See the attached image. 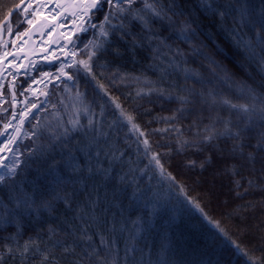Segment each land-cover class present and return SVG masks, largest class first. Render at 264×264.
<instances>
[{
    "label": "trees",
    "instance_id": "1",
    "mask_svg": "<svg viewBox=\"0 0 264 264\" xmlns=\"http://www.w3.org/2000/svg\"><path fill=\"white\" fill-rule=\"evenodd\" d=\"M23 1L0 0V25L28 26ZM147 3L163 18L104 0L70 79L31 98L0 264H264V120L220 103L264 99V0Z\"/></svg>",
    "mask_w": 264,
    "mask_h": 264
},
{
    "label": "rangeland",
    "instance_id": "2",
    "mask_svg": "<svg viewBox=\"0 0 264 264\" xmlns=\"http://www.w3.org/2000/svg\"><path fill=\"white\" fill-rule=\"evenodd\" d=\"M48 0H34V4L26 5L21 9L22 16L27 23V27L22 30L13 31L12 25L7 22L5 24L4 28V35L1 40L2 42V51L1 55L4 54V51L6 50L7 53H10L15 46L19 47V43L23 44V34L26 32V30H30L34 25L42 23L41 14L43 13V7L47 3ZM63 0H58V5L61 4ZM109 1V0H108ZM113 1V0H112ZM103 2V0L101 1ZM99 6V5H98ZM100 8V7H99ZM31 21V23H29ZM88 29H93L96 24L87 22ZM92 24L94 26H92ZM92 26L93 28H90ZM41 27H44V33H43V39L45 40L42 43V47H44L47 44V41L49 40V34L50 31L54 29V24L51 23L49 26L41 25ZM88 29L87 32L88 33ZM82 32V33H84ZM70 33H66L64 36H68ZM36 40L40 38V35L35 36ZM92 37L89 38L91 40ZM78 44V45H77ZM88 43L85 44V46ZM84 46V47H85ZM83 47H79V40H75L69 45H66L63 41L60 43L59 47L56 48L54 55H57L58 62L56 68H43L40 67V62L35 60L34 65L30 66L26 69V72L29 73L33 72L34 70L41 68V72L39 76H37L33 82H31L30 86L25 88L24 90H21L19 94H17L15 90V85L17 82V79L13 80V76L15 75V72L13 70H10L8 76L3 77L0 81V111L2 112L5 109V103L7 101H10L11 106L13 108L11 115L8 117L6 121H1L0 124L2 126L0 133V149H5L4 159L0 161L2 164L0 165V169L4 167L2 174L8 173L9 169H15L16 165L20 161V155L21 152L19 150L18 144L22 141L26 140L29 137V132L25 126L28 116L31 115L32 110L34 108L38 107L37 102L31 103L32 97H41L43 101V97L46 96V87L50 83L54 84H60L63 80H69L70 75L68 73V68L71 66V63L73 61L75 62L76 56L78 55L79 50H82ZM5 51V52H6ZM25 61V58L20 59L21 62ZM16 62V59H11L10 63L13 64ZM70 65V66H69ZM25 72H22L24 74ZM33 87H38L37 92L33 91ZM43 96V97H42ZM41 101V102H42ZM40 102V101H39ZM26 110V113L22 115V111ZM11 140V142H9ZM215 172H211L210 175H214ZM9 176V175H6Z\"/></svg>",
    "mask_w": 264,
    "mask_h": 264
},
{
    "label": "snow or ice",
    "instance_id": "3",
    "mask_svg": "<svg viewBox=\"0 0 264 264\" xmlns=\"http://www.w3.org/2000/svg\"><path fill=\"white\" fill-rule=\"evenodd\" d=\"M97 2H98V0H93L94 4ZM111 2H112V0H109V3H111ZM125 2L129 6H131L134 3V0H125ZM145 7L150 9L153 15L163 18L161 16V13L159 11H157L156 8L152 4L147 3V0H145ZM120 10L124 11L123 8H121ZM134 18L140 19L145 24H147V21H145L143 17H134ZM105 19H107V17ZM29 23H31V21H29ZM181 100L184 103H187L186 97H182ZM251 100H252L251 103L237 104V103H233L230 99L224 98L220 101V103L228 106L231 109H237L239 114H242L248 118L249 123L251 122L253 115H256V114H258L260 120H264V99H260L259 104H257L258 98L253 94L251 97ZM213 103H216L214 98H213ZM230 125H231L230 121L225 122V133L229 134L233 139L239 140L243 134L242 130L239 128H237L236 130H233ZM245 127H247V124L245 125ZM0 135H2V133H0ZM204 139L211 141L213 139V135H207L204 137ZM9 142H11V140ZM145 143H147V141H145ZM260 145L262 146V149H264V138L261 139ZM249 158H251V156ZM14 171H15V169H9L8 173L0 174V184H3L5 182L6 175H12L14 173ZM25 205L30 206L27 204V201H25ZM16 207L17 208L20 207V201L19 200H17ZM113 264H115V262H113Z\"/></svg>",
    "mask_w": 264,
    "mask_h": 264
},
{
    "label": "water",
    "instance_id": "4",
    "mask_svg": "<svg viewBox=\"0 0 264 264\" xmlns=\"http://www.w3.org/2000/svg\"><path fill=\"white\" fill-rule=\"evenodd\" d=\"M28 1H30V0H24L23 3L28 2ZM89 2H90V4L92 5V7L94 9L95 5L92 4L91 0H89ZM18 7L19 6L15 7L14 9H12V11L10 12V15L13 14L18 9ZM69 11H70L69 8L63 9L57 15L56 20L54 22L55 29H54V32H53V37L49 41L47 48H45L42 51L36 52V53H28V52L23 51L21 49H15L11 53H9V55L5 58V62H6V60L10 59L11 57H14L16 54H22L26 58V60L40 59L42 63H44V64H46L48 66L55 64L56 58L48 59L46 57V55L55 47V42L57 40V28L59 27V24H60V15L61 14L62 15L63 14H69ZM91 11H92V9L88 10L87 13L90 15Z\"/></svg>",
    "mask_w": 264,
    "mask_h": 264
},
{
    "label": "bare ground",
    "instance_id": "5",
    "mask_svg": "<svg viewBox=\"0 0 264 264\" xmlns=\"http://www.w3.org/2000/svg\"><path fill=\"white\" fill-rule=\"evenodd\" d=\"M72 3H74L72 0L70 1ZM96 4V3H95ZM94 4V5H95ZM38 32H41L42 29H38L37 27H35L32 32L29 33L27 39H26V42L25 44H23V47H24V50H26V52H36L37 51V46H36V42L33 40V35L35 33ZM60 35L65 33V28H62L60 31H59ZM0 36H1V31H0ZM21 54H17V57H20ZM20 66H18V64H9L7 65V63L5 62V57H1L0 58V81L1 79H3V77H6L8 76L10 70H14V71H18L20 72L21 69H19ZM5 69V70H3ZM5 154V149L1 148L0 149V161L2 159V156H4Z\"/></svg>",
    "mask_w": 264,
    "mask_h": 264
}]
</instances>
